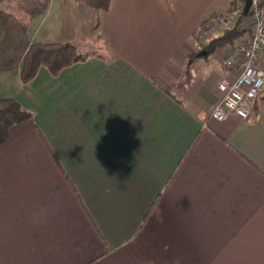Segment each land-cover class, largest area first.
<instances>
[{"label": "crops", "instance_id": "0c3cea01", "mask_svg": "<svg viewBox=\"0 0 264 264\" xmlns=\"http://www.w3.org/2000/svg\"><path fill=\"white\" fill-rule=\"evenodd\" d=\"M49 1L29 39L68 43L75 0ZM231 1L111 0L87 60L0 73L34 114L0 148V264H264V94L215 121L236 76L219 49L191 60Z\"/></svg>", "mask_w": 264, "mask_h": 264}, {"label": "trees", "instance_id": "16d2710c", "mask_svg": "<svg viewBox=\"0 0 264 264\" xmlns=\"http://www.w3.org/2000/svg\"><path fill=\"white\" fill-rule=\"evenodd\" d=\"M77 1L98 12L108 11L111 4V0ZM6 2L16 4L17 8L15 12L0 9V73L20 70L22 81L27 84L37 77L42 67H46L56 77L64 69L91 56L82 52L81 47L73 43L30 41L28 35L30 25L37 15L48 10L49 0ZM240 37L241 32L237 28L232 29L210 41L201 51L194 53L191 60L197 59L199 53L204 50L207 51L206 57H209L218 49L234 44ZM29 121H34L33 113L26 110L18 101L0 96V148L8 141L14 126ZM40 135L47 144L41 133Z\"/></svg>", "mask_w": 264, "mask_h": 264}, {"label": "built area", "instance_id": "2783aa9c", "mask_svg": "<svg viewBox=\"0 0 264 264\" xmlns=\"http://www.w3.org/2000/svg\"><path fill=\"white\" fill-rule=\"evenodd\" d=\"M232 0L223 12L208 15L195 28L193 41L201 51L210 41L237 28L241 37L220 50L223 66L233 72V82L223 81V97L213 104L210 118L224 122L231 116L251 122L255 120L257 101L264 94V0ZM6 0H0V6Z\"/></svg>", "mask_w": 264, "mask_h": 264}, {"label": "rangeland", "instance_id": "374dc122", "mask_svg": "<svg viewBox=\"0 0 264 264\" xmlns=\"http://www.w3.org/2000/svg\"><path fill=\"white\" fill-rule=\"evenodd\" d=\"M2 6L9 12H15L17 8L16 4L9 2L3 3ZM72 8V19L70 18L67 20L66 36L64 39L65 42L79 45L82 52L87 53L89 48H91L90 46H92L90 42L99 41L97 40V33H95L94 30L98 11L86 7L77 0H75V4ZM69 10L68 8V16ZM85 42H88V45H85ZM210 58H213V56H210Z\"/></svg>", "mask_w": 264, "mask_h": 264}, {"label": "water", "instance_id": "95a60500", "mask_svg": "<svg viewBox=\"0 0 264 264\" xmlns=\"http://www.w3.org/2000/svg\"><path fill=\"white\" fill-rule=\"evenodd\" d=\"M251 4H252V2H251V0H248L247 1V6H246V10H245V13L247 14L248 13V10H249V8L251 7ZM204 56H207V51H202L199 55H198V57L199 58H201V57H204ZM264 98V97H263Z\"/></svg>", "mask_w": 264, "mask_h": 264}]
</instances>
